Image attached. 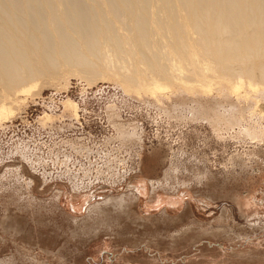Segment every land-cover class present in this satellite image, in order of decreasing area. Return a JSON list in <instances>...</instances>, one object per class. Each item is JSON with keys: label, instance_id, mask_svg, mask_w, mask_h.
Returning a JSON list of instances; mask_svg holds the SVG:
<instances>
[{"label": "rangeland", "instance_id": "374dc122", "mask_svg": "<svg viewBox=\"0 0 264 264\" xmlns=\"http://www.w3.org/2000/svg\"><path fill=\"white\" fill-rule=\"evenodd\" d=\"M67 74L0 123V264H264L263 99Z\"/></svg>", "mask_w": 264, "mask_h": 264}, {"label": "bare ground", "instance_id": "6f19581e", "mask_svg": "<svg viewBox=\"0 0 264 264\" xmlns=\"http://www.w3.org/2000/svg\"><path fill=\"white\" fill-rule=\"evenodd\" d=\"M72 72L157 101L181 89L261 105L264 0H0V123L40 81ZM239 115H223L226 129Z\"/></svg>", "mask_w": 264, "mask_h": 264}]
</instances>
